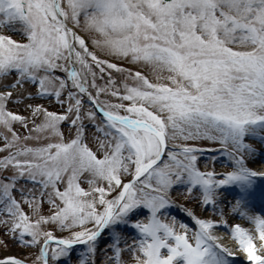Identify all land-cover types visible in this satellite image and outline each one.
Masks as SVG:
<instances>
[{"label":"snow or ice","instance_id":"snow-or-ice-1","mask_svg":"<svg viewBox=\"0 0 264 264\" xmlns=\"http://www.w3.org/2000/svg\"><path fill=\"white\" fill-rule=\"evenodd\" d=\"M262 212L264 0H0V264H264Z\"/></svg>","mask_w":264,"mask_h":264},{"label":"rangeland","instance_id":"rangeland-1","mask_svg":"<svg viewBox=\"0 0 264 264\" xmlns=\"http://www.w3.org/2000/svg\"><path fill=\"white\" fill-rule=\"evenodd\" d=\"M197 146H201V145H197ZM206 146V145H205ZM218 156V154H217ZM209 155L206 153L205 156L203 157V159H208ZM218 170H222V166L220 165V161H219V157H218V163L216 165ZM178 203H183L182 200H178ZM172 215H177V216H182L183 214L177 213V211L175 209L172 210L171 212ZM185 222H187V218H185ZM127 225H117L116 226V231H120L121 228H127ZM109 229H105L104 232L101 233V236L99 238V244L98 247L103 248L106 247V243H111L112 241V236L109 234ZM132 236L136 235L135 229L132 230V232L130 233ZM77 252H82L84 249V245H76L75 246ZM75 255V253L73 254Z\"/></svg>","mask_w":264,"mask_h":264},{"label":"bare ground","instance_id":"bare-ground-1","mask_svg":"<svg viewBox=\"0 0 264 264\" xmlns=\"http://www.w3.org/2000/svg\"><path fill=\"white\" fill-rule=\"evenodd\" d=\"M218 157H219V161H222V160H223V158L220 157L219 154H218ZM220 165H221V163H220ZM221 166H222V165H221ZM228 191H229V192H232L231 189H229ZM226 194H228V193H226ZM231 198H232V195H229V199H231ZM261 214H264V212H262ZM238 222H239V221H238ZM232 259H234V260H239L240 258H239V257H233Z\"/></svg>","mask_w":264,"mask_h":264}]
</instances>
